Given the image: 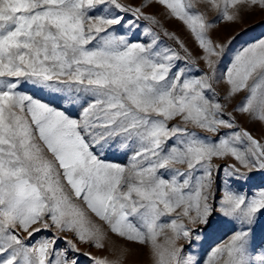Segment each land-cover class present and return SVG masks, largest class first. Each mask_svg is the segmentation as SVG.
<instances>
[{"label": "snow or ice", "instance_id": "snow-or-ice-1", "mask_svg": "<svg viewBox=\"0 0 264 264\" xmlns=\"http://www.w3.org/2000/svg\"><path fill=\"white\" fill-rule=\"evenodd\" d=\"M256 10L264 0H0V264H122L126 247L113 261L81 251L105 248L109 233L147 247L152 264H264V188L216 184L264 171V38L232 50L235 36L213 35ZM217 202L241 227L201 262L181 241L202 239Z\"/></svg>", "mask_w": 264, "mask_h": 264}, {"label": "rangeland", "instance_id": "rangeland-1", "mask_svg": "<svg viewBox=\"0 0 264 264\" xmlns=\"http://www.w3.org/2000/svg\"><path fill=\"white\" fill-rule=\"evenodd\" d=\"M122 3L128 4L129 2L139 4L140 0H121ZM149 13H154L160 18L161 14L163 13V9L159 6H153L146 10ZM214 15V14H213ZM141 25V30L145 27L154 29L155 31L160 33V39L162 45L170 46L175 48L178 52H180L181 56L184 55L183 51L177 47L175 42L168 37L163 35V31L161 29L155 28L154 25L150 24L148 21L141 20L139 21ZM165 27L171 31L175 32V34L184 41L188 49L192 51L194 55L199 54V50L189 35L188 31L180 24V22L171 20V21H164ZM214 37L219 38L220 40H224L228 37L235 36L236 39L231 44L232 50H238L242 46L247 43H252L255 40L260 38H264V12H260L256 10L251 14L246 15L242 21L237 22L235 24H223L220 23L216 26V31L214 32ZM229 57L224 58V63L228 62ZM183 64V61H181ZM200 68H204V65L201 63L199 65ZM206 70V69H205ZM223 70V65H221L220 70H218L217 75ZM195 74V73H194ZM224 85L220 84L217 85V90L220 94L224 91ZM26 93L31 94L34 98L41 100L42 102H50L52 97L49 93L45 91H40L37 89H32L31 87H27L24 89ZM240 97H237L239 100ZM242 127L247 128L254 136L259 138L261 136L262 126L258 123H251L247 120V118L242 117L239 121ZM204 135H211V134H204ZM106 160L120 163L121 165H126L128 163V159L120 154H108ZM231 163V161H228ZM214 163H224V161L216 160ZM241 171H246L241 169ZM227 181V184H225ZM216 184H219L220 188L223 189L224 187H230L232 190L239 191L246 193L248 195H252L261 188H264V171H253L248 173V179H235L228 177L225 173L221 172L219 174V178L216 180ZM214 184V188H215ZM221 195L220 192L217 193L219 197ZM216 211L213 213L211 219L210 226H197L202 228L201 236L202 239L199 241H194L191 247L188 246L187 242L181 241L185 245V255L188 252H191L194 256H196L201 262L207 259L211 250L217 246H220L226 243L231 235L240 229V225L234 221H230L228 218L222 216L219 212V204L218 202L214 204ZM87 211V210H86ZM89 218L96 221V218L90 212L87 213ZM99 223L98 221H96ZM43 235H51V233H41L38 234L35 239L38 240ZM64 235V234H60ZM71 236V234H68ZM254 237H255V244L257 246L264 245V217H259L258 222L254 225ZM160 241H163V237L159 238ZM59 248H64L65 244L63 241L58 243ZM128 248L131 253L126 256L122 262V264H152V258L150 256V251L147 247L138 245V244H130L122 238L117 237L114 234L109 233L108 237L105 241V248L103 249H96L90 248L87 245L81 246V251H90L94 256L100 258H107L109 261L117 260L119 258V254L121 248ZM80 264H90V261L84 257L80 256Z\"/></svg>", "mask_w": 264, "mask_h": 264}]
</instances>
